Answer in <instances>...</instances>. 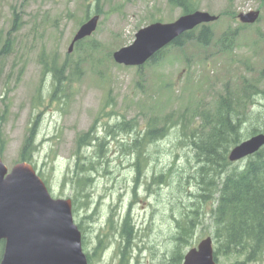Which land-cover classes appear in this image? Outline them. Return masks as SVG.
Returning a JSON list of instances; mask_svg holds the SVG:
<instances>
[{
  "label": "rangeland",
  "instance_id": "obj_1",
  "mask_svg": "<svg viewBox=\"0 0 264 264\" xmlns=\"http://www.w3.org/2000/svg\"><path fill=\"white\" fill-rule=\"evenodd\" d=\"M198 9L219 16L211 24L214 38L228 26L238 27V14L259 11L260 15L256 23L239 30L228 53L192 42L180 49L168 47L158 59L138 68L118 65L107 55L131 44L135 33L152 21L176 20L181 12L167 0H0V43L18 19V28L10 35L12 52L0 58L5 140L0 158L9 170L17 162L28 126L36 123L32 165L53 198L74 201L72 217L82 228V250L90 255L88 264L117 263L115 248L121 243L120 222L127 211L136 232L130 264L164 263L175 247L176 221L185 214L197 222L182 252L204 237H212L210 203L198 205L197 212H192L197 187L192 180H180L194 173L195 163L181 143L179 130L169 128L165 138L145 146L143 172L138 178L135 156L121 152L122 145L129 146L137 133L146 130L153 115L159 124L160 117L186 104L211 107L225 83L236 85L242 76L260 81L264 77V0H199ZM232 14H236L234 19ZM86 15L99 18L96 31L84 40V45L94 42L96 47L70 54L79 74L73 70L63 82L66 96L61 103L49 102L50 77L42 74L39 54L56 53L63 60ZM260 85L264 86V80ZM256 102L250 112L262 113L263 100L258 97ZM123 120L130 124L128 132L115 139L106 134ZM254 129L264 130L261 120L247 121L242 137H249ZM91 131L104 142L100 145L98 139L90 147H82L85 160L80 163H91L97 170L88 172L92 181L76 192L75 139ZM160 173L167 174L166 181L149 183ZM98 234L105 246L100 255L94 254ZM218 263L231 264V260L220 257Z\"/></svg>",
  "mask_w": 264,
  "mask_h": 264
},
{
  "label": "trees",
  "instance_id": "obj_2",
  "mask_svg": "<svg viewBox=\"0 0 264 264\" xmlns=\"http://www.w3.org/2000/svg\"><path fill=\"white\" fill-rule=\"evenodd\" d=\"M167 3L171 8H177L182 15H185L198 9L199 0H167ZM232 16L234 17V14ZM87 17L88 15L85 19ZM17 20L15 18L8 36L0 43V58L12 52L13 41L10 35L18 28ZM237 35V29L228 28L219 37L214 38L210 26L204 25L199 31L192 30L183 33L173 41L171 47L180 49L186 43L195 42L196 46L201 48L212 47L219 53H227L234 46ZM84 43L83 40L75 45V53L84 50V47L88 49L96 47L94 42L87 45ZM161 53L162 50L155 54L151 61L158 59ZM85 56L87 57L86 54ZM107 56L110 57L111 53L109 52ZM70 57L71 55L65 54V58L60 60L56 53L46 56L41 51L39 54L42 74L51 77L48 97L50 101L61 103L66 96V86L63 82L69 80L68 76L73 74V70L79 74V66L73 64ZM262 80L264 77L260 81L253 77L242 76L236 85L231 83L232 86H230L227 83L224 86L222 94L213 106L191 107L186 104L183 109L171 111L160 117L159 124L156 122V116L153 115L147 122L146 131L140 137L133 138L129 146L121 147L124 148L125 154L135 155L134 166L137 174L140 175L143 172L145 146L163 139L169 128L180 131L181 143L190 150L195 163L194 173L181 176L180 180L183 178L192 180L197 187L196 209L192 212H197L198 205L203 206L210 203L208 213L213 225V256L217 262L220 257L231 260V264L264 262V146L248 157L241 166L238 163H230L227 159L229 150L244 139L241 129L247 121L261 120L264 125V110L262 113L250 112L251 108L257 104L258 97L264 102V86L260 85ZM3 122L4 115L2 114L0 115V151L5 142L1 132ZM129 126L128 122L122 121L116 123L113 126L114 129L110 128L112 131L107 130L106 132H109L110 137L115 138L118 134L128 132ZM35 127L36 123L28 127V136L19 151L18 161L32 162L36 148L32 140ZM258 131L254 129L250 134ZM92 133V131L90 134L82 133L76 139V166L80 171L74 178L77 192H81L86 183L91 181L87 177L88 172L97 170L94 165L92 167L91 163H88L86 169L84 166H79L81 159L85 160L81 152L84 149L82 147H90L99 139L93 137ZM103 142L102 138L98 143L101 145ZM161 179L166 181L167 174L160 173L153 178V181ZM196 222L195 217H188L186 214L181 220L176 221L178 232L174 237V250L169 258L160 264H181L183 258L181 248L189 245L188 239L192 235ZM135 233L133 224L129 217H126L119 231L122 245L119 244L117 248L119 253L117 264H129L128 253L136 237ZM97 239L95 253L100 254L105 246L102 245L99 235Z\"/></svg>",
  "mask_w": 264,
  "mask_h": 264
},
{
  "label": "water",
  "instance_id": "obj_3",
  "mask_svg": "<svg viewBox=\"0 0 264 264\" xmlns=\"http://www.w3.org/2000/svg\"><path fill=\"white\" fill-rule=\"evenodd\" d=\"M257 12L240 15L242 22L252 23ZM216 17L195 12L172 23H153L135 35V41L113 54L116 63L140 66L156 52L201 23ZM96 28V18L84 23L73 43ZM264 134H257L234 147L228 156L235 161L258 151ZM0 160V241L4 242L0 264H87L81 252L80 233L73 225L68 200H52L29 164L18 163L7 174ZM183 264H216L211 240H202L184 256Z\"/></svg>",
  "mask_w": 264,
  "mask_h": 264
}]
</instances>
